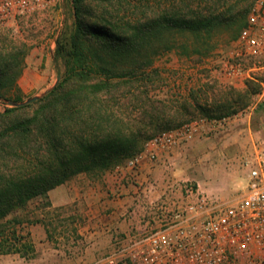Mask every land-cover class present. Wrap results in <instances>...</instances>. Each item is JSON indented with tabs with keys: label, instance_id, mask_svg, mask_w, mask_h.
Returning <instances> with one entry per match:
<instances>
[{
	"label": "trees",
	"instance_id": "trees-1",
	"mask_svg": "<svg viewBox=\"0 0 264 264\" xmlns=\"http://www.w3.org/2000/svg\"><path fill=\"white\" fill-rule=\"evenodd\" d=\"M129 1L72 0L73 29L56 40L54 52L63 75L34 101L0 112V254L35 257L23 231L37 219L19 213L30 201L49 205L48 191L72 175L113 167L152 132L172 127L180 111L143 88L157 69L153 56L139 54V44L166 29L210 32L249 10L239 7L245 0H159L162 10L143 17L126 15ZM27 49L0 33V99L23 101L18 80Z\"/></svg>",
	"mask_w": 264,
	"mask_h": 264
},
{
	"label": "built area",
	"instance_id": "built-area-1",
	"mask_svg": "<svg viewBox=\"0 0 264 264\" xmlns=\"http://www.w3.org/2000/svg\"><path fill=\"white\" fill-rule=\"evenodd\" d=\"M58 0H0V24L50 12ZM219 71L228 79L257 88L250 103L231 115L195 116L145 138L140 148L116 164L117 172L138 179L144 161H157L165 152L194 137H211L234 120L247 125L264 103V0H254L246 25L234 40ZM245 184L231 200L201 190L188 180L176 181L168 198L143 206L141 227L116 237L111 250L86 264H264V138L252 140L241 154ZM157 183L147 178L139 191L148 198ZM168 193V192H166Z\"/></svg>",
	"mask_w": 264,
	"mask_h": 264
},
{
	"label": "rangeland",
	"instance_id": "rangeland-1",
	"mask_svg": "<svg viewBox=\"0 0 264 264\" xmlns=\"http://www.w3.org/2000/svg\"><path fill=\"white\" fill-rule=\"evenodd\" d=\"M161 1L164 3V0ZM129 2L126 4V15L130 16H149L163 8V5H159V0ZM253 2L254 0H245L239 7L249 9ZM110 9L114 12L116 6H111ZM169 10L173 11V8ZM248 12L249 10L235 23L219 25L210 32L166 29L159 32V37H148L139 44V54L143 57L149 54L153 56L157 69L154 72L156 76H150L153 81L143 88L148 90L152 98L162 100L173 110L180 111L170 125L176 126L195 116L231 115L250 103L257 84H244L225 78L218 68L220 58L231 54L234 40L246 25ZM73 25L72 0H58L55 8L43 16L34 15L17 22L0 24V33L6 32L10 38L27 44L25 65L26 59L31 55L51 57L50 65L43 60L39 66L47 74V80L38 90L24 92L21 89V102L32 97L35 91L42 95L63 75V61L54 59L56 40L64 33L70 34ZM111 57L116 61L121 56L114 52ZM14 95L10 93L11 97ZM13 103L17 102L1 98L0 112ZM162 129L164 128L152 133ZM257 138H264V110L261 108L252 114L248 125L234 120L223 131L211 137H194L175 148L173 152L176 155L167 164V170H171L169 179L173 182L188 180L201 190L216 194L223 200H231L245 184L241 154ZM36 200L38 199L30 201L19 213L30 217V210L34 207H45L39 203L40 199L38 203ZM30 228L31 224H25L23 232L32 240ZM33 259L24 258L18 253H3L0 255V264H34Z\"/></svg>",
	"mask_w": 264,
	"mask_h": 264
},
{
	"label": "crops",
	"instance_id": "crops-1",
	"mask_svg": "<svg viewBox=\"0 0 264 264\" xmlns=\"http://www.w3.org/2000/svg\"><path fill=\"white\" fill-rule=\"evenodd\" d=\"M43 60L51 64L50 56L31 55L26 59L18 80L24 92L38 90L47 80V74L39 69ZM35 95L40 93L35 91ZM175 155L173 151L165 152L157 161H144L137 182L113 166L96 174H74L50 189L49 205L30 210V216L37 219L30 228L36 247L34 264H86L107 254L116 237L141 227L143 206L149 200L167 199L172 190L174 196L180 194L179 187L169 188L174 182L169 179L167 164ZM147 178L157 183L148 198L138 186Z\"/></svg>",
	"mask_w": 264,
	"mask_h": 264
},
{
	"label": "water",
	"instance_id": "water-1",
	"mask_svg": "<svg viewBox=\"0 0 264 264\" xmlns=\"http://www.w3.org/2000/svg\"><path fill=\"white\" fill-rule=\"evenodd\" d=\"M50 90V89H49ZM48 90V91H49ZM47 92V91H46ZM44 94V93H43ZM39 96H41V95H35V96H32V97H30V98H28L26 101H24V102H17V103H13V104H23V103H28V102H31V101H34L36 98H38Z\"/></svg>",
	"mask_w": 264,
	"mask_h": 264
}]
</instances>
